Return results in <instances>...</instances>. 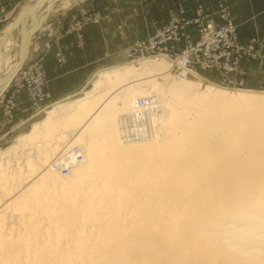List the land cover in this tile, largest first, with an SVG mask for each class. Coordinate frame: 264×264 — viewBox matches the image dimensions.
<instances>
[{
  "label": "bare ground",
  "instance_id": "6f19581e",
  "mask_svg": "<svg viewBox=\"0 0 264 264\" xmlns=\"http://www.w3.org/2000/svg\"><path fill=\"white\" fill-rule=\"evenodd\" d=\"M68 1L26 0L0 31V94L20 49L28 55L30 36ZM147 58L98 70L82 97L16 137L50 148L34 151L44 170L3 201L19 222L0 215V264H264V91L199 87L184 72L162 90L170 59ZM63 148L53 170L47 159Z\"/></svg>",
  "mask_w": 264,
  "mask_h": 264
},
{
  "label": "crops",
  "instance_id": "0c3cea01",
  "mask_svg": "<svg viewBox=\"0 0 264 264\" xmlns=\"http://www.w3.org/2000/svg\"><path fill=\"white\" fill-rule=\"evenodd\" d=\"M228 3L232 19L239 23L240 37L246 39L254 35L264 39V27L261 25L263 13L259 8L264 6V0H228ZM179 5L184 8L185 15L191 16L198 6L212 11L214 1L79 0L53 16L42 27L44 31L39 49L31 55L33 57H29L40 56L42 59L47 74V99L68 96L84 86L99 68L118 62L132 41L146 37L163 19L175 15ZM90 15L98 17V21L93 22ZM80 20L76 32L82 35V43L78 46L77 25H74ZM215 21H218L217 18ZM243 67L247 78L264 76V66L243 61ZM16 98L13 119L18 121L34 107L23 94Z\"/></svg>",
  "mask_w": 264,
  "mask_h": 264
},
{
  "label": "rangeland",
  "instance_id": "374dc122",
  "mask_svg": "<svg viewBox=\"0 0 264 264\" xmlns=\"http://www.w3.org/2000/svg\"><path fill=\"white\" fill-rule=\"evenodd\" d=\"M25 1L26 0H0V31L3 30L8 23H10L11 21H13L16 18V16L20 13V11H21L20 8ZM78 1L79 0H69L66 5L64 3H61L59 5L57 4L52 10L49 11V14L45 16V18L43 19V21L40 24L41 27L38 25L35 26V27L38 26V28L30 36V42H32L35 47H34V49H32L28 53V55L26 56L25 60L21 64V66H23L25 63L31 62V61H35L40 65V69L44 75V82L42 85L43 97L40 100H37V98H35V100L31 99V97L29 95H27L25 89H18L17 86L14 85L15 83H14L12 78H13V76H15L16 72L20 69L21 66L13 74V76H12L10 82L8 83L7 87L0 94V108H1L0 109V111H1V113H0V151H3L5 149L9 148L12 145H16V147H17V148L12 149L14 151L11 150V152H8L3 158H0V163H1L0 164V177H4V176H5V178H6V176L10 177V179L7 178V180H9L8 182L6 179H5V181L0 179V181H1L0 187L1 186L3 187L5 185L4 188L5 189L8 188L9 189V190L7 189L8 192L11 191L8 194L7 190L5 192L4 188H0V189H3V190H0L1 191L0 192V194H1L0 195V215L2 214L1 216L3 217V222H4L5 226L13 225L12 227L16 228L19 220L17 219L16 216H13V215L10 216V213L13 212L11 210L12 207L4 205L5 202H3V201H5V200L8 201V199H7L8 196L16 194L19 190H21L22 187H23L22 189H24V188L27 189L28 186L26 183L28 182L30 184L31 183L30 181L34 180L33 178L34 177L36 178L37 175H39L40 172H42L44 170L43 165L40 164L41 162H38L35 159L37 157H35L34 155L37 153L36 151H39L37 154H39L40 152L43 154L45 150H49V148H50V145H48L46 142H43L42 144L39 145V142L37 141V139H36V141H34V143L38 144L39 147L37 146L35 148H33V147L29 148V146H31L33 142H31V143L26 142L27 144H29V145H27L25 143V141H24V143L21 141L17 142L15 140L16 137L18 135H21V134L28 132V130L30 129V125L33 122H36V121L42 119L45 116V111L48 110L54 103H56L58 101L63 102V101L73 100V99L82 97L83 92L90 88V82L96 74V73H94L92 75V77H90V79L87 81V83L84 86H82L81 88L77 89L76 91L70 93L68 96L63 97L62 99L59 98L56 100H50L49 101V99H47V96H48L47 91L45 90V86L47 83V74L44 70V67L42 64V59L40 56H37L34 58H29V57H33L31 55L33 53H35L40 47V42L42 41V34L44 31V30H42V27L44 28L45 25L53 19V16H55L59 12L64 11L65 9H68L69 7H71L72 5L77 3ZM213 1H214V8L212 11H209V12L205 11L201 6H198L195 14L191 15V16L185 15L184 14V8L182 7V5H179L177 7L178 12L175 15L168 17L167 20L163 19L162 22L159 23L154 28V30L151 33H149L146 37L138 38V39H135L134 41H132L128 45V47L126 48L123 57L118 62H115L114 64H112L108 67H104V68L101 67V68H99V70L106 69V68L108 69L109 67L111 68L112 66H122V65H135V66H137L138 65L137 63L140 62L141 60L140 61L133 60L132 59V57H134L133 54H129V56L126 55L127 49L132 44H134L138 40H146L149 36H151L154 32H156L165 22H167L171 18H175V17H183V18H189V19L198 18L205 23H207V22L212 23L215 27H219V26H221V28H222V26L226 27L223 24H227V25L232 26L234 29V32H235V36H236V42L235 43H236V45L241 47V50H240V53L238 56V60H237V68L233 74L236 81H234V83H232L231 85L225 86V87H223L222 85H218V84L217 85L227 89L228 91H232V92L237 91V90H243V89L244 90H254V91H264V76L261 74L259 77L247 78L244 67H243V61H251V62H253L259 66H264V47H263L264 46V39L262 37L254 36V35L248 36V37H246V39H242L240 37V34H239L240 33L239 32V23H236L232 19L231 10H230L228 0H213ZM63 6H65V7L63 8ZM259 8H260V13H263V16H262L263 22H261V25H263V27H264V6L263 7L260 6ZM90 17H91L90 19H92L93 22L98 21L97 20L98 17H96L95 15H92V16L90 15ZM215 18H217L218 21H215ZM80 22H81V20L78 21L74 25V26L77 25L75 27V33L77 35V45L78 46L81 45V43H82V35H80L79 33L76 32V28L79 27ZM185 35H186V37H182L180 39V41L178 43V47L176 46V49H175L176 52H179L182 49H184V46L188 42H194V41H197L199 39V37H200L199 26L197 24H191V25L187 26V28L185 29ZM36 36H37V39L35 38ZM59 58L62 59V57H59ZM147 59H153V58H147ZM157 59H159V58H157ZM165 62H168V61L165 60ZM194 70L199 74V76H202L203 78L206 79V80L200 81L199 87H204L205 84H210L209 82L217 83L220 80L219 74H217L213 70H210L209 68L203 67L198 62L194 63ZM97 72H98V70H97ZM167 73H161L160 74V76L163 75V78H164V81L162 82L163 84L158 83V85L160 86V89H162V90H164V89L166 90L168 88L175 87L173 84H175V83L177 84L176 80L180 78L177 76H173L174 74L173 73L171 74L170 71H169V74H167ZM169 75L171 77H169V79H167L165 76H169ZM172 77L175 79L173 80ZM141 78L146 79L147 77L145 78V76H143V75L138 76L137 79L134 81H143ZM186 78L192 79V78H194V75L188 73V74H186ZM195 78H198V77H195ZM127 80L128 79H126L124 82L120 81V83L123 85L119 84L120 85L119 87L126 88V87H124V85L125 86L128 85ZM171 80H173L174 82ZM12 81H13V83H11ZM155 81H160V79L155 78V80L149 81L147 83L152 84ZM147 83L142 82V83H140L141 85L140 84L139 85L141 87H144V84H147ZM34 91H30L32 96H34L36 94V92H38V91H36V92H34ZM125 91L127 93V88L125 89ZM22 94L24 95V97L28 101V103H30L34 108L32 109V111H29L26 114L24 113L23 115H25V117H23L21 120L15 121V119H13V117H14V110H15V107L17 105V98L16 97L18 95H22ZM123 97H121V99ZM128 97H129V95H128ZM128 97H127V99H128ZM156 105H158L157 110H159V106H160L159 103ZM67 137H68V135H67ZM45 143L47 146H44ZM23 144H26V146ZM21 145H22V147H21ZM72 145H74V146H72V148L78 147V146H76V144H72ZM40 147H43V148L45 147V148L42 150V148L39 149ZM68 148H65V149L67 150ZM65 149L63 148V150L61 149L62 151L61 150L58 152L56 151L57 155L56 154L51 155L50 156L51 159L50 158L47 159L48 162L50 160H52V163H50V164H52L51 167L53 170L58 168V165L56 162H59L61 165H63V161L66 160V157H65L66 154L64 153ZM27 152H29L30 154H28ZM23 153H27V155H25ZM62 154H64V155L62 156ZM23 156H24V158H23ZM53 156H54V158H53ZM30 158H31V160H30ZM25 160H26V163H28V160H29L30 166H29V164H28V166H26ZM70 165L66 166V170H67V168H69ZM56 166H57V168H56ZM28 167H30L31 170ZM40 167H42V168H40ZM6 168H7V170H6ZM32 168L36 173L35 172L33 173ZM38 169L41 171H39ZM9 170H10V172H9ZM60 170H61L60 174L61 173L65 174L66 171L64 169H60ZM33 174L34 175L37 174V175L34 176ZM65 175H67V173ZM28 177H30V178H28ZM12 178H13V180H12ZM2 181H3V183H2ZM9 183H11V184H9ZM25 184L27 187H25ZM9 185L12 188L11 190L9 188ZM16 185H18V186H16ZM7 208H9V209H7ZM3 209H7V210H3ZM242 226H245V225L242 224Z\"/></svg>",
  "mask_w": 264,
  "mask_h": 264
},
{
  "label": "built area",
  "instance_id": "2783aa9c",
  "mask_svg": "<svg viewBox=\"0 0 264 264\" xmlns=\"http://www.w3.org/2000/svg\"><path fill=\"white\" fill-rule=\"evenodd\" d=\"M191 21L199 26L200 37L197 41L188 42L184 49L176 52V46L178 47L182 37H186L185 29ZM223 25L226 27H215L212 23H205L198 18H171L146 40H138L132 44L127 49L126 55L133 54L132 59L135 61L143 60L144 57L145 59L147 57L168 58L170 59L168 61L171 74L179 73L182 75V72H184L186 77V74L190 73L194 77L206 80L194 70V63L198 62L203 67L219 74L220 80L218 79L217 83H209L222 85L223 87L229 86L236 81L233 74L237 68L241 47L235 43L236 36L233 27L227 24ZM12 79L14 85L18 89H25L31 99L35 100L37 98V100H40L43 97L44 75L37 62L25 63ZM30 91L38 92L32 96ZM135 115L137 121L144 119V116H141L140 113H135ZM131 117L132 112L126 116L125 120L127 121Z\"/></svg>",
  "mask_w": 264,
  "mask_h": 264
},
{
  "label": "water",
  "instance_id": "95a60500",
  "mask_svg": "<svg viewBox=\"0 0 264 264\" xmlns=\"http://www.w3.org/2000/svg\"><path fill=\"white\" fill-rule=\"evenodd\" d=\"M26 56H27V54H26L25 49L21 48L18 59H17V63L15 64V67L13 69V73L16 72V70L21 66V64L25 60ZM0 113H1V111H0Z\"/></svg>",
  "mask_w": 264,
  "mask_h": 264
}]
</instances>
